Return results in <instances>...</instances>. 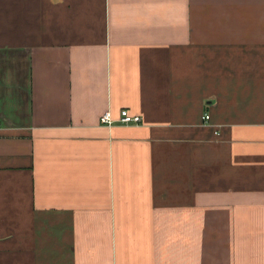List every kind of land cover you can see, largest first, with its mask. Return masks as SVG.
Listing matches in <instances>:
<instances>
[{
	"label": "crops",
	"instance_id": "1",
	"mask_svg": "<svg viewBox=\"0 0 264 264\" xmlns=\"http://www.w3.org/2000/svg\"><path fill=\"white\" fill-rule=\"evenodd\" d=\"M0 264H264V0H0Z\"/></svg>",
	"mask_w": 264,
	"mask_h": 264
},
{
	"label": "built area",
	"instance_id": "2",
	"mask_svg": "<svg viewBox=\"0 0 264 264\" xmlns=\"http://www.w3.org/2000/svg\"><path fill=\"white\" fill-rule=\"evenodd\" d=\"M206 119L210 118V115L205 116ZM141 117L139 115H131L127 110H123L121 112V117L119 119L120 122L124 124H133V123H140ZM102 122L107 125H113L115 120L112 118L111 112H106L102 117Z\"/></svg>",
	"mask_w": 264,
	"mask_h": 264
}]
</instances>
